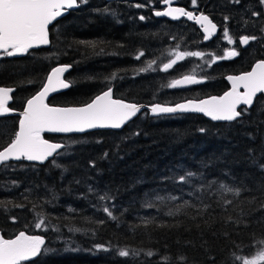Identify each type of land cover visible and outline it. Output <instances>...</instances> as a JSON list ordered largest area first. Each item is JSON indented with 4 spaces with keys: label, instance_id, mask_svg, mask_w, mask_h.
<instances>
[{
    "label": "trees",
    "instance_id": "1",
    "mask_svg": "<svg viewBox=\"0 0 264 264\" xmlns=\"http://www.w3.org/2000/svg\"><path fill=\"white\" fill-rule=\"evenodd\" d=\"M174 3L196 11L190 0ZM198 5L199 11L217 24L214 46L202 43V36L191 24L153 18L151 12L160 10V0L141 9L133 2L89 0L87 5L68 12L51 30L50 46L10 62L0 61V86L15 89V103L24 101L37 92L52 67L72 65L65 75L72 86L51 97L47 101L51 106L84 105L108 86L114 88V98L144 106L217 96L226 88L224 77L236 74V70L246 72L264 56V40L256 41L262 50L260 57L245 50L242 60L218 64L210 74L205 70L201 74L192 72L199 65L190 59L178 61L168 73H139L152 59L157 61L154 67L162 68L173 58L170 53L177 50L203 51L209 61L221 55L229 48L218 43L225 15L231 17L227 24L234 39L245 34L261 35L259 28L264 22L255 26L256 20L250 15L261 7L257 0H241L239 5L229 0H198ZM105 6H111L117 17L97 11ZM140 15L147 19L138 20ZM244 19L255 24L245 26ZM80 40L97 41L98 47L94 50L74 43ZM100 46L104 54H100ZM140 50L146 56L137 61L134 56ZM112 73H116L115 80ZM184 75L206 80L190 88L167 87ZM16 123V116L0 120V148L13 138ZM201 128L206 131L202 133ZM44 138L66 145L55 158L61 168L52 163L36 166L20 162L10 163L12 167L5 171L0 166V198L4 199L0 204V234L12 238L24 230L45 236V247L50 251L39 258V264H114L121 259L115 252L94 247L98 244L134 250L137 255L129 258L132 264H149L148 251L161 253V264H168L165 251L171 257L185 256L186 264H212L213 258L216 264H232L233 254L251 258L264 248V172L254 166L264 163V95L257 97L248 114L231 123H210L192 114L149 117L143 111L121 131ZM91 161L95 167L90 166ZM185 171L197 175L187 185L176 183L173 178ZM13 181L20 187L16 188ZM212 182H216V188L209 189L207 184ZM219 183L240 188L238 198L225 194L234 201L227 213L215 204L221 198ZM89 185L115 197L117 207L123 210L122 215L120 211L114 213L120 216L118 221L106 219L95 194L87 191ZM150 193L164 197L163 201ZM172 195L182 199L171 200ZM49 200L52 203H46ZM185 200L189 206L174 216L167 215ZM16 204L24 207H14ZM70 207L75 211L69 212ZM38 214L44 215L48 231L34 228L40 219ZM12 216L17 218L16 223ZM238 217L243 220L239 226L229 221ZM98 220L106 222L99 225ZM57 227L59 232L54 230ZM70 228L81 231L72 232ZM250 243L254 247H248ZM151 260L157 264L156 257Z\"/></svg>",
    "mask_w": 264,
    "mask_h": 264
},
{
    "label": "snow or ice",
    "instance_id": "2",
    "mask_svg": "<svg viewBox=\"0 0 264 264\" xmlns=\"http://www.w3.org/2000/svg\"><path fill=\"white\" fill-rule=\"evenodd\" d=\"M178 2V0H177ZM191 5L196 11L187 10L185 7L173 6L174 0H160L164 5L162 10L153 11L156 17L170 18L172 21H181L186 18L187 21H193L203 31V40L208 41L217 33V24L209 15L199 11L198 0H190ZM230 3L239 5L241 0H229ZM89 0H0V57H17L31 54L32 50L41 47L50 46L52 43L51 30L56 28L60 23V18L65 16L70 10L80 8L87 5ZM154 0H148L147 3H135L134 7L148 8L152 7ZM259 6L264 7V0H257ZM111 6H105L102 10H97L105 15L117 17L115 11L110 10ZM251 17L261 18L264 13L256 10L251 11ZM140 21H145L147 17L140 15ZM231 19L230 16L223 17L224 24L222 27V36L228 45L239 44L240 46H249L251 42L264 40V25H261L257 35H240L238 41L230 35V30L227 22ZM244 25L249 23L255 24L251 19H244ZM175 39V37H174ZM74 43L91 47L94 50L98 47L97 41H74ZM179 48V45H177ZM100 54H104V48L100 46ZM66 54V53H65ZM55 54H53L54 56ZM116 55V53H111ZM206 53L203 51H174L170 53L173 57L168 62L163 63L162 68H156L157 61L152 59L147 61L146 67H141L139 73H149L151 71H161L168 73L173 69L178 61H183L186 57H196L203 59ZM241 55L235 47L227 48L222 55L212 56L208 67L216 64L218 61L231 60ZM146 56L144 50L138 51L134 59L140 61ZM72 65H57L52 67L45 81L38 90L30 98L26 99L25 107L19 113L18 128L14 131V136L5 146L0 148V166L7 171L12 165V161H27L39 162L40 164L52 163L55 167L61 168L62 165L56 161V157L60 156V150L66 145L57 142H50L44 138V133L58 134H83L96 129H112L119 130L128 122L132 121L138 114H142L143 110H147L152 116L161 117L176 113H201L209 117L212 121L217 122H235L243 115L248 114L249 110L257 102L258 94H264V58L258 59L251 66L249 71L239 75H228L226 79L231 83V89L221 96H211L206 99L188 100L185 103H177L175 105H162L153 103L149 106L140 105L134 102H127L124 99L114 98V88L108 86L101 94L96 95L82 106L57 107L51 106L47 100L51 93L59 90L68 89L72 85L65 78V73L71 69ZM112 79H116V73H112ZM206 78L198 79L196 75H184L182 79H173L167 87L176 89L182 86L199 85L204 83ZM243 89V91H241ZM15 89L12 87L0 86V120L12 115L15 110L9 105L13 100ZM245 107H240V106ZM239 109V110H238ZM2 131V130H0ZM203 133L206 131L201 128ZM139 133H136L138 135ZM107 155V154H105ZM91 167H95V162H90ZM254 166H258L259 170L264 172V163L257 162ZM197 173L193 171H185L178 174V178H173L176 183L187 185L190 178L195 177ZM167 179V178H166ZM77 184L81 181H75ZM16 188L20 187L19 182L13 181ZM203 186V185H202ZM209 189L216 188V182L208 183ZM11 191V189H9ZM87 191L94 193L96 200L99 202V210L106 214V219L118 221L120 216L114 214L123 210L119 209L115 203V197L108 191H99L93 185H89ZM218 191L220 199L215 201L217 207H224L225 213L228 211V206L234 203L228 199L225 194H231L233 197H239L241 192L239 187L230 186L228 183H219ZM149 195L155 196L157 200L163 201L164 197L156 193ZM189 195H193L190 191ZM198 196L199 194L196 193ZM55 194H52V200H55ZM171 200L182 199L176 195L169 197ZM52 200L46 203H52ZM108 203H104V202ZM11 199L8 203H11ZM4 203V199L0 198V204ZM188 201H183V204L176 206V211L169 210L168 216H174L181 211L182 207H187ZM14 207H24L22 204H16ZM35 207V205H33ZM97 207V205H93ZM147 207H153L148 204ZM211 208V205H208ZM69 212L75 210L71 207ZM40 215L39 222L34 224V228L39 231H48L45 225V217ZM13 223L17 222L15 216L11 217ZM229 221L234 225H241L242 218L238 217L235 220ZM226 221V222H229ZM106 221L98 220L97 224L102 225ZM149 223L151 221H148ZM56 232L60 231L57 227ZM69 231L79 232L81 229L70 228ZM228 235L227 233L225 234ZM45 236L38 234H28L21 230L15 234L13 238H5L0 234V264H24L30 261L31 264H39V258L46 255L50 249L45 247ZM97 249H102L105 252H115L121 258L114 264H132L130 256H136L137 253L126 248L110 249L108 246L98 244ZM238 247V246H237ZM248 247H254L249 244ZM243 252V249H240ZM149 259V264H152L151 258L156 257L157 264H161L159 256L161 253H146ZM168 259V264H186L185 256L171 257V254L165 251ZM232 264H264V248L255 252L251 258L245 255L233 254L231 257ZM212 264H216L215 258Z\"/></svg>",
    "mask_w": 264,
    "mask_h": 264
},
{
    "label": "water",
    "instance_id": "3",
    "mask_svg": "<svg viewBox=\"0 0 264 264\" xmlns=\"http://www.w3.org/2000/svg\"><path fill=\"white\" fill-rule=\"evenodd\" d=\"M105 2H108V1H134V0H104ZM173 6H174V4H173ZM160 7L163 9L164 8V5L161 3L160 4ZM161 9V10H162ZM73 10H75V9H73ZM73 10H70V11H73ZM69 11V12H70ZM68 14V13H67ZM66 14V15H67ZM65 15V16H66ZM152 16L154 17V18H159V19H164V20H167V21H170V22H176V21H172L170 18H165V17H156V16H154V14H153V12H152ZM64 17V16H63ZM62 17V18H63ZM61 19V18H60ZM182 20H184V21H186V22H188V23H190V24H192V25H194L198 30H199V32H200V34L202 35V41L203 42H206V41H204L203 40V31H202V29H200V27L198 26V25H196L193 21H187L186 20V18H182ZM218 31V30H217ZM213 37H215V36H213ZM48 47V46H47ZM47 47H41V48H39V49H44V48H47ZM35 50H37V49H35ZM33 51V50H32ZM23 56H25V55H23ZM23 56H17V57H11V58H13V59H16V58H21V57H23ZM251 69V68H250ZM249 69V70H250ZM51 70V69H50ZM50 70L47 72V74H46V76L48 75V73L50 72ZM248 70V71H249ZM67 73H65V75H66ZM239 75V74H238ZM46 76H45V78H44V80H43V82L45 81V79H46ZM227 77V76H226ZM226 77H224V79H223V81L225 82V84H226V86H227V90L226 91H224L222 94H220V95H218V96H221V95H223L225 92H227V91H229L230 89H231V83L226 79ZM179 79H182V78H179ZM190 86V85H189ZM184 87H187V86H182V87H178V88H184ZM38 90H40V88L38 89ZM37 90V91H38ZM67 89H63V90H59V91H57V92H54V93H51L50 95H49V97H48V100L51 98V97H53V96H55V95H57V94H59V93H62V92H65ZM241 91H243V89H241ZM34 95V94H33ZM259 95H264V94H258V96ZM209 97H211V96H209ZM208 96L207 97H204V98H201V99H206V98H209ZM30 98V97H29ZM47 100V101H48ZM188 100H186V101H183V102H180V103H185V102H187ZM194 101H196V100H194ZM90 102V101H89ZM175 105V104H174ZM82 106V105H81ZM24 107H25V103H24V105H23V108H22V110H21V112L23 111V109H24ZM69 107H71V106H69ZM240 107H245V106H240ZM143 111H146L147 112V114H148V116L149 117H155V116H152L146 109L145 110H143ZM181 114H185V115H196V116H200V117H202V118H204L205 120H207L208 122H210V123H231V122H217V121H212L209 117H206L205 115H203V114H201V113H176V114H170V115H165V116H175V115H181ZM11 116H16L17 117V123H16V130H17V128H18V120H19V114H12V115H9V116H7V117H11ZM129 123V122H128ZM127 123V124H128ZM126 124V125H127ZM124 127V126H123ZM123 127L121 128V129H119V130H112V129H96V130H91V131H88V132H86V133H83V134H58V133H48V132H46V133H44L43 135H57V136H73V135H84V134H88V133H92V132H97V131H121L122 129H123ZM62 150V149H61ZM60 150V151H61ZM20 162H23V163H26V164H32V165H36V166H42V165H44V164H40L39 162H27V161H12V162H9V163H12V164H15V163H20ZM18 234V233H17ZM14 237V236H13ZM12 237V238H13ZM28 262H30V261H28ZM28 262H24V263H28Z\"/></svg>",
    "mask_w": 264,
    "mask_h": 264
},
{
    "label": "flooded vegetation",
    "instance_id": "4",
    "mask_svg": "<svg viewBox=\"0 0 264 264\" xmlns=\"http://www.w3.org/2000/svg\"><path fill=\"white\" fill-rule=\"evenodd\" d=\"M122 2V1H121ZM125 2H133V5L135 4V3H137L138 2V0H134V1H125ZM139 3H143V2H139ZM259 11L260 12H262V13H264V7H260V9H259ZM152 16V15H151ZM65 17V16H64ZM63 17V18H64ZM153 17V16H152ZM154 18V17H153ZM254 18V17H253ZM62 19V18H61ZM60 19V20H61ZM255 20H256V24H255V26H259L262 22H264V16H262L261 18H259V19H257V18H254ZM138 20H139V18H138ZM214 39V38H213ZM237 41H238V38L236 39ZM218 43H220V44H223L225 47H229V48H232V47H235L238 51H240L241 52V55L240 56H238V57H236V58H234V59H231V60H224V61H218L216 64H214V65H212L211 67H208L207 65L208 64H205V66L203 67V70H205V71H207L206 73H208V74H210L211 73V71H212V68L214 67V66H217L218 64H221V63H226V62H238L239 60H242V58L245 56V50L246 51H249V52H253V54H254V56H257V58L258 57H260L261 55H259L260 54V52L262 51L260 48H259V46H258V42H256V41H253V42H251L250 43V45L249 46H246V47H244V46H240L238 43L237 44H235V45H228L227 44V42H226V40H224V38H223V36L219 39V42ZM207 44H209L210 46L212 45V46H214V43H213V41H212V39L207 43ZM223 52L224 51H222V53H221V55L223 54ZM207 56L205 55V57L204 58H206ZM262 58H264V56L262 57ZM13 60V58H8V57H0V61H8V62H10V61H12ZM210 63V62H209ZM255 63V62H254ZM253 63V64H254ZM252 64V65H253ZM251 65V66H252ZM251 66L248 68V70L251 68ZM247 70V71H248ZM237 72H236V74H234V75H238V74H241V73H243V72H239L238 70H236ZM187 88H190V87H187ZM227 90V86H226V88L223 90V92L224 91H226ZM28 99V98H27ZM26 102V99L24 100V101H19V102H17V103H15V99H14V97H13V100L10 102V107L12 108V109H14L15 110V112L13 113V114H19L20 112H21V110H22V108H23V105H24V103Z\"/></svg>",
    "mask_w": 264,
    "mask_h": 264
},
{
    "label": "rangeland",
    "instance_id": "5",
    "mask_svg": "<svg viewBox=\"0 0 264 264\" xmlns=\"http://www.w3.org/2000/svg\"><path fill=\"white\" fill-rule=\"evenodd\" d=\"M185 59H190L193 62L197 61L196 64L199 65V67H196V68L194 67L192 69V72L193 71H197L198 74H201L202 71H203V67L205 66V64H208L209 63V60L206 59V58L200 59V58H196V57H186Z\"/></svg>",
    "mask_w": 264,
    "mask_h": 264
}]
</instances>
